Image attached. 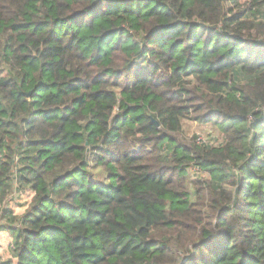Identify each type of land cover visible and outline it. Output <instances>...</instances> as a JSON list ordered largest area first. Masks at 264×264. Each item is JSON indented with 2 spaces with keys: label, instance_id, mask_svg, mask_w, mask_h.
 <instances>
[{
  "label": "trees",
  "instance_id": "16d2710c",
  "mask_svg": "<svg viewBox=\"0 0 264 264\" xmlns=\"http://www.w3.org/2000/svg\"><path fill=\"white\" fill-rule=\"evenodd\" d=\"M263 6L0 0V264H264Z\"/></svg>",
  "mask_w": 264,
  "mask_h": 264
},
{
  "label": "rangeland",
  "instance_id": "374dc122",
  "mask_svg": "<svg viewBox=\"0 0 264 264\" xmlns=\"http://www.w3.org/2000/svg\"><path fill=\"white\" fill-rule=\"evenodd\" d=\"M259 16L261 18L264 17V6L259 9ZM239 76H238V79L240 81H242V82L246 81L247 78H244L242 76L239 77ZM212 131H213L214 134H216L218 136H221V137L223 136L222 133H220L211 124H202V123H199L197 120L190 119V120H186L184 122L183 130L180 132L179 138H180V140L182 141V143L185 146H190L191 143L196 142V141H194L196 136H198L199 134H202V136H207ZM222 138H221V140H223ZM187 172H188V178L190 180V183L191 182L193 183L195 180L198 179V177L199 178H204L205 176H207V173L203 172V171H201L200 173H197V170H195L194 167H192V166L187 168ZM93 179L96 180V181H101V183H105L106 182L105 175L101 171H96L94 173ZM27 192L29 194V191H27ZM27 192H25V191L22 192V196L24 198L28 199L29 196H28ZM23 202H25L24 199L20 196V193H18L16 190H12V192L9 194L8 198L6 199V204H7L8 208L16 207L19 204H21V205L19 207H16V208L17 209L21 208L22 205H23ZM2 205H0V211H1ZM12 211H14V210L12 209ZM4 229H9V227L4 228ZM10 236H11V234H10ZM0 253H2L3 256H5L6 258L11 256V253H8V251H6V250L3 251V248L2 249L0 248Z\"/></svg>",
  "mask_w": 264,
  "mask_h": 264
},
{
  "label": "built area",
  "instance_id": "2783aa9c",
  "mask_svg": "<svg viewBox=\"0 0 264 264\" xmlns=\"http://www.w3.org/2000/svg\"><path fill=\"white\" fill-rule=\"evenodd\" d=\"M222 137L214 134L213 131H212L207 136H202V134H199L198 136H196L195 141L198 144L203 145V146H206V147H221L223 144H225V138H224V136H222ZM221 138L223 140H221ZM138 150H139V147H136V148L133 149L134 152H137ZM194 169L197 170V173H200L201 172V170L198 167H196V166L194 167ZM30 194L33 195L32 192ZM20 196L22 198H24L22 196V193L20 194ZM7 208L8 207H7V204H6V201H5L3 203L2 208H1V211H0V232L5 230L4 227H7L6 219H5V216H4V210L7 209ZM17 225L18 224H16V226ZM11 244H12V241H11Z\"/></svg>",
  "mask_w": 264,
  "mask_h": 264
},
{
  "label": "crops",
  "instance_id": "0c3cea01",
  "mask_svg": "<svg viewBox=\"0 0 264 264\" xmlns=\"http://www.w3.org/2000/svg\"><path fill=\"white\" fill-rule=\"evenodd\" d=\"M28 194V193H27ZM29 198H23L25 202H23V205L21 208H16V207H19L21 204L17 205L16 207H13L12 209L14 210V214H23L26 212L27 210V206L29 205L30 201H31V194L29 193L28 194ZM26 199V200H25ZM10 231L9 229H5L4 231H2L0 233V248L2 249L3 248V251L6 250L8 251V253H10V244H11V241H12V236H10ZM10 242V243H9Z\"/></svg>",
  "mask_w": 264,
  "mask_h": 264
},
{
  "label": "water",
  "instance_id": "95a60500",
  "mask_svg": "<svg viewBox=\"0 0 264 264\" xmlns=\"http://www.w3.org/2000/svg\"><path fill=\"white\" fill-rule=\"evenodd\" d=\"M154 120V122H156L157 123V121L155 120V119H153ZM158 124V123H157Z\"/></svg>",
  "mask_w": 264,
  "mask_h": 264
}]
</instances>
